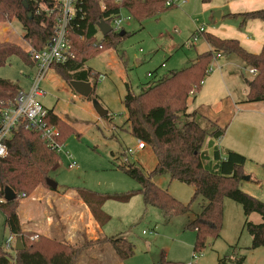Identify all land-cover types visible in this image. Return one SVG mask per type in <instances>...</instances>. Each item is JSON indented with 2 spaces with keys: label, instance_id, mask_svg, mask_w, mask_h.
<instances>
[{
  "label": "rangeland",
  "instance_id": "374dc122",
  "mask_svg": "<svg viewBox=\"0 0 264 264\" xmlns=\"http://www.w3.org/2000/svg\"><path fill=\"white\" fill-rule=\"evenodd\" d=\"M202 4L203 0H186L141 19L128 14L129 19L123 22V30L127 33L115 45L86 60L85 65L99 73L95 92L90 98L77 92L55 67L48 70L41 83L45 91L40 98L43 105L54 109L75 128L65 131L60 160L50 171L51 180L58 182L62 192L86 189L118 196L132 194L127 200L109 198L103 204V210L110 216L103 225V234L122 235L135 246V253L126 259V264H157L163 254L168 260L183 264H238L241 260L245 264H264V246H252L253 236L246 227L247 220L263 222L260 213L246 215L240 202L224 197L220 235L209 236L206 247L194 253L196 230L187 224L201 211L203 203L201 196L193 198L194 186L171 179L168 171L154 177L161 188L191 207L188 212L166 215L159 207L146 205L140 192L141 184L118 167L129 162L145 172L155 168L157 159L152 147L146 144L145 149L137 148L140 140L131 133L126 122L127 109L123 99L128 90L140 93L145 84H152L162 75L181 70L196 59L197 49L200 50L201 43L205 42L199 34L207 29V22L213 20V12L210 11L206 17ZM127 13L124 11V15ZM25 34L17 18L0 20V41L16 43L27 52L32 44ZM96 38L101 41L102 35L97 33ZM198 38L200 40L195 41ZM232 56L238 60L237 63L224 67L223 73L229 69L237 75L241 84L239 88L236 86V92L241 102L246 99L243 92L245 77L251 79L252 74L241 57ZM210 66L208 69H213L209 71L210 76H205L201 93H189L190 106L194 105V98L195 103H199L204 98L210 101L216 96H228L217 63ZM31 67L22 56L12 55L0 66V78L27 86V75L33 72ZM210 104L212 109L219 107V104ZM223 107L219 114L210 111V118L216 117V126L226 127L219 147L224 154L229 148L246 156L242 167L244 177L239 186L264 202V101L242 103L231 110L226 103L220 109ZM100 108L106 111L105 116L99 114ZM182 114H179V125L186 121ZM205 125L211 128L209 122ZM204 148H207L206 144ZM67 153L75 157L78 167L69 166ZM246 175L250 178H245ZM38 187L52 191L48 185ZM5 221L6 215L0 208V245L7 249L11 243L15 245V239L10 238L12 234ZM13 246L7 250L13 252Z\"/></svg>",
  "mask_w": 264,
  "mask_h": 264
},
{
  "label": "trees",
  "instance_id": "16d2710c",
  "mask_svg": "<svg viewBox=\"0 0 264 264\" xmlns=\"http://www.w3.org/2000/svg\"><path fill=\"white\" fill-rule=\"evenodd\" d=\"M208 1V0H205ZM87 18L79 33L85 38L73 36L76 58L54 67L67 82L73 80L89 81L93 84L94 94L99 73L86 67V60L93 54L115 45L127 32L109 33L101 41L97 40L99 22L111 11L125 7L131 15L141 19L155 15L166 7L164 0H123L121 4L109 3L102 10L98 0H88ZM36 0H0V20L17 18L23 25L25 37L36 49L45 46L54 32L55 13L37 11ZM244 19L264 18V9L243 13ZM213 49L200 53L196 62L181 70L165 74L140 93L128 90L123 101L127 109L126 122L132 134L140 142L149 144L157 159L155 168L145 172L140 166L125 162L118 167L137 180L142 188L146 205L159 207L166 215L179 214L191 210L190 204L184 205L167 190L161 188L154 177L168 171L171 179H177L194 186V197L203 199L201 211L187 224L196 230L193 246L194 253L206 247L209 236L220 235L223 219V199L230 197L243 205L246 215L258 212L264 219V202L244 192L239 184L244 177L242 167L246 156L226 149L222 153L216 140L224 135L226 127L209 130L205 125L213 122L199 111L186 113L188 95L191 90L199 91L207 75L210 62L217 53L240 56L256 73L248 82L247 102L264 100V47L259 53L246 50L236 39H224L214 34H206ZM12 55L22 56L33 66L35 61L29 52H25L16 43L0 41V66ZM21 89L18 82L0 78V108L9 106ZM180 113H185L186 121L180 126ZM49 123L60 129L58 140L64 144L66 129L74 126L66 122L52 109L46 117ZM206 144L207 148H204ZM7 154L0 157V208L6 215V225L11 234L21 239L23 248L13 252L0 245V264H78L83 251L95 244H110L114 251L126 260L135 253L134 244L122 235H102L96 240H86L82 245L60 241L33 231H25L21 225L18 206L21 193L31 195L39 185L50 183V171L60 160L59 152L50 147L39 131L21 125L6 141ZM11 187L17 197L4 200L5 189ZM133 193V192H131ZM77 194L90 208L94 218L102 226L110 216L103 210V204L109 198L127 200L132 194H101L86 189H78ZM246 227L253 236V247L264 246V221L254 223L246 221ZM157 264H183L161 256ZM238 264H245L243 260Z\"/></svg>",
  "mask_w": 264,
  "mask_h": 264
},
{
  "label": "crops",
  "instance_id": "0c3cea01",
  "mask_svg": "<svg viewBox=\"0 0 264 264\" xmlns=\"http://www.w3.org/2000/svg\"><path fill=\"white\" fill-rule=\"evenodd\" d=\"M202 8L206 17H208L210 11L213 12V20L211 22H207V29L199 34L205 39V42L201 43L202 46L200 50L197 49V57L192 61L191 64L197 61L200 53L213 49L212 45L206 39L207 33L214 34L224 39H236L239 41L241 46H243L249 52H261L262 48L264 47V18L254 17L244 19L242 14L264 9V0H203ZM195 36L196 34L193 35V39L196 38ZM199 38L195 41H199ZM193 45L196 46L194 41ZM218 54H220V56H218ZM232 55L236 54L217 53L214 56V61L210 62L209 64L210 66L213 63H217L216 67L219 69L218 71L221 74L220 79L227 88L228 96L225 98L216 96L210 101H207V99L204 98L203 101H198L199 103H195L196 98H194L193 106H190L188 103V98L186 113L199 111L205 117L210 118V111L219 114L224 110V107L223 109H220V107H222V105L225 103L229 110L241 105L242 103H248L246 99L239 102L240 99L237 97L238 93L236 92V86L239 88L241 84L237 75L233 74V72L229 69L223 73L224 67L227 65L232 66L237 63L238 60H236V58H234ZM245 64L249 67V69L251 68L246 62ZM31 68V70H33L32 74L27 75L28 85H20V87L23 89L29 88L31 78L36 72L35 65H33ZM207 73V76H210L209 72ZM243 73L246 74V70H243ZM253 75L254 74H252V77ZM245 78L250 79L248 77ZM147 86L148 84H145V87ZM243 92L244 95H246L245 97H247V80L243 86ZM195 93L200 94L201 91L199 90ZM219 100L220 103H218ZM211 102L219 104V107L217 106L218 109H212V104H210ZM209 106H211V108ZM47 109L49 110V108ZM52 110L58 114L54 109ZM182 115L186 118L185 113ZM210 119L212 120L213 125L209 130H212L218 123L216 122V117ZM225 134L226 132L224 135ZM224 135L216 140V144L218 146L219 140ZM145 147L139 149H145ZM50 182L56 184L55 187H52V191H47L43 187H38L35 189L32 195L22 197L21 193V202L18 206V214L21 225L25 231H33L37 234L45 235L60 241H66L74 245L84 243L86 239L96 240L100 237V235H104L102 230L103 225L101 226L94 218L89 206L81 198H79L77 191L62 192L58 182L51 180V178ZM27 198H30L31 200L26 201L25 199ZM10 238L15 239L14 243L16 245L17 237L12 234ZM13 245L14 244L11 243L8 245L10 248L7 249H11V246ZM78 264H126V260H123L114 251L113 247L106 243L103 245L95 244L92 247L85 249L81 254Z\"/></svg>",
  "mask_w": 264,
  "mask_h": 264
},
{
  "label": "built area",
  "instance_id": "2783aa9c",
  "mask_svg": "<svg viewBox=\"0 0 264 264\" xmlns=\"http://www.w3.org/2000/svg\"><path fill=\"white\" fill-rule=\"evenodd\" d=\"M38 2L37 11L45 13H55L54 32L41 49H36L32 45L29 46L28 52L35 61L36 72L31 78L28 89L21 88L14 101L7 107L0 108V157L7 154L6 141L21 126L26 125L41 133L50 147L60 153L63 144L58 140L60 129L57 125L49 123L46 119L48 109L40 101V97L45 94L41 88L42 80L51 67L56 64H65L76 58V51L73 42V36H77L80 40L85 38L84 33H79L84 26L87 18L88 0H36ZM144 1V0H135ZM101 9L109 8V3L114 5L121 4L123 0H98ZM185 0H164L166 6H175L184 3ZM124 11L128 13L124 15ZM129 11L125 7L119 8L118 11H111L102 20L111 27L109 33H121L123 30V22L129 19ZM97 33L104 34L98 25ZM196 37V36H195ZM220 56V54H218ZM211 67V66H210ZM213 68H209L207 72ZM251 74L256 73L255 68H250ZM151 75V73H149ZM196 90H191L195 93ZM144 142H139L138 148L145 147ZM128 151H132L129 148ZM68 164L71 168L78 167L75 157L67 153ZM22 193V197H26ZM145 233V230H144Z\"/></svg>",
  "mask_w": 264,
  "mask_h": 264
},
{
  "label": "water",
  "instance_id": "95a60500",
  "mask_svg": "<svg viewBox=\"0 0 264 264\" xmlns=\"http://www.w3.org/2000/svg\"><path fill=\"white\" fill-rule=\"evenodd\" d=\"M98 25L100 26V28L102 29L104 34H108V32H110V30H111V27L108 26L103 21L99 22ZM123 33H124V31L121 32V34H123ZM70 83H72L74 85L76 91L79 92L83 96L88 97L91 95V93L93 91V86H92L91 82H89V81L73 80ZM99 114L101 116H105L106 111L100 108ZM245 178H250V176L246 175ZM51 185H52V187H55L56 184L51 183ZM16 197H17L16 192L11 187H7L5 189L4 200L10 201V200L15 199ZM15 248H16V250H21L23 248V245L21 243V239L19 237L16 240Z\"/></svg>",
  "mask_w": 264,
  "mask_h": 264
}]
</instances>
